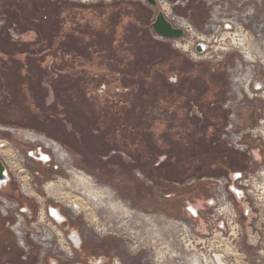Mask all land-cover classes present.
<instances>
[{"label": "rangeland", "instance_id": "obj_1", "mask_svg": "<svg viewBox=\"0 0 264 264\" xmlns=\"http://www.w3.org/2000/svg\"><path fill=\"white\" fill-rule=\"evenodd\" d=\"M34 1L10 14H48L46 34L59 25L52 14H129L134 50L125 84L105 83L106 93L124 91L122 108L110 109L66 70L64 49L31 55L29 70H20L6 52H23L39 35L7 32L0 18V125L56 143L43 149L45 161L39 143L0 129V149H12L0 154L12 177L0 190L7 200L0 199V264H264V0H163L164 9L147 0ZM159 9L185 22L183 37L154 32ZM75 41L68 47L84 51ZM71 167L93 178L92 194ZM232 176L241 198L229 185L201 180ZM193 178L201 181L187 185ZM56 183L73 197L46 193ZM95 191L105 192L108 211L97 208ZM227 203L234 229L224 217ZM53 208L60 223L42 219ZM72 234L82 242L75 245Z\"/></svg>", "mask_w": 264, "mask_h": 264}, {"label": "trees", "instance_id": "obj_2", "mask_svg": "<svg viewBox=\"0 0 264 264\" xmlns=\"http://www.w3.org/2000/svg\"><path fill=\"white\" fill-rule=\"evenodd\" d=\"M35 2L36 0L34 4ZM22 3L32 4L33 0H15L11 3V9H16L18 5L22 6ZM120 9L117 10L120 11ZM18 11L20 14H0V18L5 21L2 29L7 32L10 31V27L17 32L36 30L39 40L30 44L23 52H6L7 57L12 56L21 62V67L27 68L28 65L24 61L29 56H41L44 51L57 52L64 49L63 52L67 55L65 59L67 62L70 61V68L66 70L73 71V75L75 72L78 73L76 77H79L81 86L95 98L101 95L105 102L110 104V109L120 110L122 108L124 100L120 98L122 102H119L117 96L124 94L123 90L117 88L116 92H107L103 95L98 93V86L103 84L106 86L110 83L109 78H113L112 83L119 79L118 82L122 85L127 81V70L131 65L134 50V42L130 39L129 31L125 26L127 22L131 23L134 20L129 18V14H112L113 12L100 8H92L86 14H75L70 11L64 15L52 14L59 25L55 31L46 34L42 29V24L49 19L48 14H41L37 9L33 14H30L31 11L28 14ZM125 18L128 20L124 21ZM75 40L85 49L84 51L79 52L77 48L76 50L74 47H68L69 42L72 44Z\"/></svg>", "mask_w": 264, "mask_h": 264}, {"label": "bare ground", "instance_id": "obj_3", "mask_svg": "<svg viewBox=\"0 0 264 264\" xmlns=\"http://www.w3.org/2000/svg\"><path fill=\"white\" fill-rule=\"evenodd\" d=\"M183 23H185V22H183ZM179 24V23H178ZM179 25H181L182 27H183V25L184 24H179ZM185 27V26H184ZM233 40L234 41H238L237 40V38H233ZM244 41V40H243ZM242 41V42H243ZM241 42V43H242ZM238 43V42H237ZM244 43V42H243ZM178 45H180V44H178ZM187 46V45H186ZM12 132H15V131H12ZM15 133H18L17 131L15 132ZM50 141V143H52V144H56L53 140H49ZM48 140H47V142H49ZM45 142V141H44ZM49 143V144H50ZM3 144V143H2ZM5 146V145H4ZM57 147V146H56ZM48 148L49 149H53V146L50 144L49 146H48ZM12 150V149H11ZM11 150H9V149H4V150H0V154H4V155H6V156H10V154H12V152H11ZM10 164V163H9ZM73 167H75L74 165H72ZM70 167V166H69ZM73 167H71L72 168V170L71 169H67L68 170V172H71L72 174H74V177H75V180H76V182H81V184L83 185L82 187H83V192L84 191H86L87 192V194H92V191L93 190H91V187H92V183H93V181H92V177H90V176H88V175H86L84 172H82L81 170H79V169H74ZM92 178V179H91ZM56 184H58V183H56ZM67 185H70V183H68ZM70 187V186H69ZM63 188H64V186H63V184L61 183V184H58V185H53V184H50V185H47L46 187H45V190H46V193H49L50 195H57V197H62L64 194L66 195V196H71V197H73V195H72V193L71 192H69V193H64L63 192ZM69 189V188H68ZM93 189V188H92ZM67 190V189H66ZM103 190V189H102ZM98 192H100L99 190H98ZM95 193H96V191H95ZM105 193V192H104ZM104 193H102V195L100 194V193H96L95 194V196L97 197V199H98V203L100 204H98L97 203V208H99L100 210H102V211H108V209L110 208V206L112 205V203L111 204H107V203H105L104 201H103V198H104ZM63 194V195H62ZM54 196V197H55ZM66 196H64V197H66ZM75 198V197H74ZM0 199H2L3 200V197H0ZM77 199H78V202L79 203H81V205H82V209H90L91 210V206H90V202L89 201H87L84 197H77ZM105 200V199H104ZM106 201V200H105ZM74 207V206H73ZM11 208H13V206H7V209H11ZM112 209H116V205L114 204V208H112ZM111 209V210H112ZM77 210H79V209H77ZM114 212H112V214H113ZM52 216L54 217V218H61L62 217V214H61V212L59 211V210H57V209H52ZM113 216V215H112ZM111 216V217H112ZM43 218V217H42ZM22 219V218H21ZM95 220V219H94ZM59 223L61 222V220L60 221H58ZM58 234L59 235H64L61 231H58ZM71 238H72V241H73V243L76 245V244H79L80 243V236L79 235H75V234H72L71 235ZM50 238H48V240H49Z\"/></svg>", "mask_w": 264, "mask_h": 264}, {"label": "built area", "instance_id": "obj_4", "mask_svg": "<svg viewBox=\"0 0 264 264\" xmlns=\"http://www.w3.org/2000/svg\"><path fill=\"white\" fill-rule=\"evenodd\" d=\"M81 1H83V2H87V1H90V0H81ZM159 3H160V5H161V3H163V0H159ZM163 5H165V4H163ZM163 5H161V7H162V9H164V7H163ZM164 11V10H163ZM164 13H165V15L167 14L165 11H164ZM167 16V15H166ZM168 17V16H167ZM170 20V19H169ZM2 21L0 20V27H1V25H2ZM172 23L175 25V26H177V27H181V28H184V27H182L181 25H179V24H181V23H183V22H180V20L178 19V21H176V22H174V21H172ZM179 23V24H178ZM160 36V35H159ZM160 37H162V36H160ZM17 130H18V134H21L26 140H29V141H31V143H33V144H35V143H39V145H40V147L38 148V150H37V153H38V151H40V154L39 155H42V157L44 158V160L45 161H48L49 159H50V155L48 154V153H44L43 152V149L46 151V150H48L49 148H48V146L51 144L50 143V141L49 142H47L46 141V139L47 140H53V139H51V138H47L46 136H44V135H41V134H37V133H35L34 131H31V130H29V129H25V128H17ZM38 135H40V136H38ZM43 137V138H42ZM45 137V138H44ZM43 141H46V142H43ZM54 141V140H53ZM50 143V144H49ZM52 151V150H51ZM53 152V151H52ZM7 164V163H6ZM202 181H211L212 183H214V184H218L219 183V185H221V186H228L229 187V191L230 192H233V190L231 189L232 188V186L233 185H231V183H234L235 181H234V179H233V176L231 177V180L229 181V179H217V178H202L201 179ZM200 179H197V178H193V179H190V180H188L186 183H187V185H194V184H196L198 181H201ZM236 180H237V178H236ZM224 181V182H223ZM234 181V182H233ZM186 185V184H185ZM220 188V187H219ZM223 191H224V189H222ZM224 194H225V196H224V198L225 199H229L228 197H227V192H223ZM3 200L5 201V202H7V200L6 199H4L3 198ZM225 208H227V209H229V212L228 213H224V217L225 218H227L228 219V221H227V226L229 227V228H231V229H234L235 228V226L237 225V223H236V218H234V215H233V212H230V209H231V204H229V203H227L226 204V207ZM21 210V212H25V208H21L20 209ZM193 210H195V212L197 211L196 210V208L194 207V206H188V211H190V213L192 212L193 213ZM232 210V209H231ZM42 214H43V218H46V219H48V221H51V219L52 220H54V222H56V223H59L58 222V220L56 219V218H54L53 216H51V218L49 219V218H47L46 217V215H45V213H44V211L42 212ZM19 216L22 218V220L23 219H25V216H24V214H19ZM42 218V219H43ZM49 223H51V222H49ZM46 240H48V238L46 239Z\"/></svg>", "mask_w": 264, "mask_h": 264}, {"label": "water", "instance_id": "obj_5", "mask_svg": "<svg viewBox=\"0 0 264 264\" xmlns=\"http://www.w3.org/2000/svg\"><path fill=\"white\" fill-rule=\"evenodd\" d=\"M147 1L153 5L158 4L156 0ZM151 26L156 34L164 38L178 39L183 37L185 33V30L181 27L175 26L162 10L157 12L154 21L151 23ZM204 50V44H198L197 51L201 53L204 52ZM8 171V165L4 160L0 159V190H3V188L6 187L7 182L10 178ZM239 175L240 173H236L234 175V178L236 179ZM231 189L236 193L239 198H241L244 194L242 190L237 189L235 186H232ZM193 213L196 214L195 210H193Z\"/></svg>", "mask_w": 264, "mask_h": 264}, {"label": "flooded vegetation", "instance_id": "obj_6", "mask_svg": "<svg viewBox=\"0 0 264 264\" xmlns=\"http://www.w3.org/2000/svg\"><path fill=\"white\" fill-rule=\"evenodd\" d=\"M15 0H0V12H1V14H10V12H11V3L12 2H14ZM157 1V5H154V6H156V7H158V6H161L160 5V3H159V0H156ZM148 2V1H147ZM149 3V2H148ZM151 4V3H150ZM151 5H153V4H151ZM176 5V4H175ZM160 8V7H159ZM161 9H159L158 11H160ZM163 11V10H162ZM164 12V11H163ZM205 46H206V44H204ZM7 59V58H6ZM7 61H9V60H7ZM24 62H28V59L27 60H25ZM28 66H27V68H23L22 67V69H20V70H25L26 71V69H28L29 68V64H27ZM29 70V69H28ZM24 75H25V73H24ZM30 76H31V72H30ZM26 86V85H25ZM24 85H22L21 87H20V90L21 91H23V88L25 87ZM105 87H106V89H107V86H105L104 84L102 85V88L101 89H99L98 90V92L100 93V94H105L106 93V90H105ZM10 128H12V127H3L2 125H0V129H2V130H7V131H10V132H12V131H16L17 130V128H15L16 130H11ZM14 129V128H13ZM18 132V131H17ZM19 133V132H18ZM43 138V137H42ZM3 143V144H2ZM1 143V146H4L5 145V142L3 141ZM7 149H9V148H7ZM1 150V149H0ZM2 151V150H1ZM38 153L40 154V151H38ZM34 155V154H33ZM35 156V155H34ZM49 161V160H48ZM8 174H9V176H10V178H9V180H8V182H7V185H6V187H4V188H8L9 187V184H10V182L12 181V177H11V175H10V169H9V167H8ZM82 171V170H81ZM83 172V171H82ZM3 188V189H4ZM0 197H2L1 195H0ZM80 242H82L81 241V238H80ZM100 258H102V257H100Z\"/></svg>", "mask_w": 264, "mask_h": 264}]
</instances>
